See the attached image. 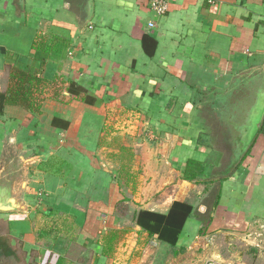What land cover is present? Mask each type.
<instances>
[{"label": "crops", "instance_id": "obj_1", "mask_svg": "<svg viewBox=\"0 0 264 264\" xmlns=\"http://www.w3.org/2000/svg\"><path fill=\"white\" fill-rule=\"evenodd\" d=\"M149 1L0 0V264H243L218 241L264 223V118L224 174L201 110L264 82V0ZM21 71L46 83L9 104ZM175 201L176 240L138 223Z\"/></svg>", "mask_w": 264, "mask_h": 264}, {"label": "rangeland", "instance_id": "obj_2", "mask_svg": "<svg viewBox=\"0 0 264 264\" xmlns=\"http://www.w3.org/2000/svg\"><path fill=\"white\" fill-rule=\"evenodd\" d=\"M262 79V76L254 78L248 76L237 80L227 93L223 95L214 93L208 96L215 98L214 102L203 105L201 114L208 119L204 140L214 153L212 157L216 158L219 155V159L212 162H217L216 169L218 171L223 169L224 174L231 172L238 165L240 154L236 153L243 152L238 150V147L243 146L236 143L238 138L251 130L249 125L252 120H259L258 114L261 113V119L264 118L263 111H260L264 107ZM222 139L228 140V144L223 143ZM258 229L259 232L252 234L251 237L247 235L239 238L232 235L231 239H220L218 243L225 252L227 249L237 251L236 258H240L243 264H257L259 259L264 261V223H260Z\"/></svg>", "mask_w": 264, "mask_h": 264}, {"label": "trees", "instance_id": "obj_3", "mask_svg": "<svg viewBox=\"0 0 264 264\" xmlns=\"http://www.w3.org/2000/svg\"><path fill=\"white\" fill-rule=\"evenodd\" d=\"M42 41L43 40L41 38V41L36 42L34 47H44L45 43ZM34 83L39 88V86L43 83H46V81L35 75L22 72L19 78V83L17 84V89L14 93L7 97V103L15 104L18 102L19 99H21L20 101L24 102H28V100L32 99L31 102L34 103L32 97V87ZM28 84H30V86H28ZM32 103L30 104V107H34ZM262 126L263 122H259L253 141L257 138L258 134H260ZM248 152L245 155H247ZM204 170L205 166L202 161H199L197 159H189L186 163V167L184 170V178L188 181H193L194 179H197L198 176L204 172ZM192 210V205L185 202L175 201L168 215H160L156 213L141 211L138 215V223L144 224V226H146L149 230L153 231L156 230V227H158L163 221L165 225L170 226V229H172V231L173 229L175 230L173 233V239L176 240L187 218L191 216Z\"/></svg>", "mask_w": 264, "mask_h": 264}, {"label": "built area", "instance_id": "obj_4", "mask_svg": "<svg viewBox=\"0 0 264 264\" xmlns=\"http://www.w3.org/2000/svg\"><path fill=\"white\" fill-rule=\"evenodd\" d=\"M150 8L158 14L164 15L168 10V0H150ZM149 25L153 27L155 24L150 22ZM204 264H214L213 262H206Z\"/></svg>", "mask_w": 264, "mask_h": 264}, {"label": "water", "instance_id": "obj_5", "mask_svg": "<svg viewBox=\"0 0 264 264\" xmlns=\"http://www.w3.org/2000/svg\"><path fill=\"white\" fill-rule=\"evenodd\" d=\"M260 118V117H259Z\"/></svg>", "mask_w": 264, "mask_h": 264}]
</instances>
